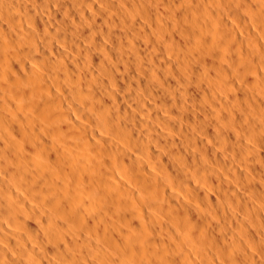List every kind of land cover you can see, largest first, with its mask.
Instances as JSON below:
<instances>
[{
    "label": "bare ground",
    "instance_id": "1",
    "mask_svg": "<svg viewBox=\"0 0 264 264\" xmlns=\"http://www.w3.org/2000/svg\"><path fill=\"white\" fill-rule=\"evenodd\" d=\"M0 264H264V0H0Z\"/></svg>",
    "mask_w": 264,
    "mask_h": 264
}]
</instances>
